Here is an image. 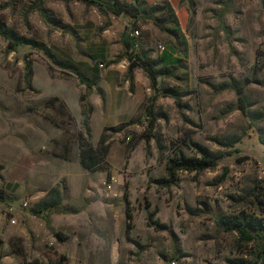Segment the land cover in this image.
Returning <instances> with one entry per match:
<instances>
[{
  "label": "rangeland",
  "instance_id": "obj_1",
  "mask_svg": "<svg viewBox=\"0 0 264 264\" xmlns=\"http://www.w3.org/2000/svg\"><path fill=\"white\" fill-rule=\"evenodd\" d=\"M121 4L144 15L117 17L78 0H0V24L19 43L14 51L0 35L1 160L9 166L17 136L26 152L28 137L35 182L40 191H49L39 198L27 192L29 210L4 209L0 264H80L82 245L93 251L96 239L111 240L113 247H97L92 264H264V254L258 258L262 245H246L217 223L242 213L256 215L264 203V0ZM136 31V50L163 72L158 85L141 69L129 74L123 35ZM229 85L242 87V95ZM163 91H174L178 101ZM151 99L149 123L145 108ZM112 103L123 106L113 111ZM106 127L117 128L105 133L108 171L81 169L80 139L90 131L97 147ZM224 137L239 143L231 148L214 141ZM190 140L224 158L201 172L179 171L175 183L157 181L169 179L167 161L176 151L195 155L185 145ZM8 179L0 177L2 186ZM106 180L113 182L111 191ZM69 181L73 192L79 185H95L97 196H87L114 206L107 223L112 234L104 232L108 240L90 225L85 230L93 236L59 230L45 215L34 227L29 224L27 213L35 202L75 198ZM14 226L26 234H13Z\"/></svg>",
  "mask_w": 264,
  "mask_h": 264
},
{
  "label": "trees",
  "instance_id": "obj_2",
  "mask_svg": "<svg viewBox=\"0 0 264 264\" xmlns=\"http://www.w3.org/2000/svg\"><path fill=\"white\" fill-rule=\"evenodd\" d=\"M86 5H94L101 10H107L111 14L117 17H127L128 19H137L142 13L141 9L137 7H126L121 4V0H102L100 2L96 0H78ZM148 18H151V14L147 15ZM0 35L7 39L13 48L16 51L17 47L19 46L18 42H15L10 35L7 34L5 28L0 24ZM124 45L127 51V56L130 61L129 64V74H132L133 70L141 69L147 75V77L151 80L153 85H158V80L163 74L160 70L157 69V62L150 59L146 54L139 52L136 50V45L134 39L131 38L130 33H124L123 35ZM168 55H164L161 60H166ZM80 80L83 84L86 85L88 91L91 89V86L84 77H80ZM229 88L236 91V93L241 96L243 88L237 87L236 85H229ZM226 88V87H225ZM167 93V96L174 97L176 101V93L174 91H163V93ZM58 100V98H56ZM86 100V95L81 97V101L84 102ZM154 99H151L149 105L145 108V114L149 123L152 120L149 118L152 115V102ZM67 110V109H66ZM87 125V124H86ZM117 128H108L104 129V133L99 139L97 147H94L89 139L90 131L88 137L81 138L79 142V159L80 165L82 168L88 172H95V171H102L107 170V158L110 152V145L108 143V139L106 136V132L109 130H116ZM146 140L149 141L148 136H145ZM219 146L221 147H231L234 148L237 143H239V139L235 137H224L222 139H215L214 140ZM262 144L264 145V139L261 140ZM188 149H192L195 153L194 156H188L182 150H178L174 153L173 156L168 158L167 161V171L169 175V179L162 181L157 180L159 182H166V183H175L176 176L179 171L185 172H201L206 169L214 168L218 165L219 161L224 158V154L222 152H213L208 147L201 145L197 142L192 140L189 143L186 142L185 144ZM135 148V144L132 146L131 150ZM235 152L239 153L238 149ZM3 169L0 166V177L1 170ZM62 198L56 200H49L47 202H43L38 205V209H33V213L37 214L40 211L50 209L53 207L58 206L61 203ZM5 201V193L2 189H0V202ZM262 208L258 214H247L242 213L238 216H233L230 218H221L217 220L219 226L223 227L227 231L236 232L239 237L240 241L244 244L248 245L250 243H256L257 245H262L258 254V258H262L264 254V203L260 201ZM131 214L128 211V217L131 218ZM259 262L256 261L253 264H258Z\"/></svg>",
  "mask_w": 264,
  "mask_h": 264
},
{
  "label": "crops",
  "instance_id": "obj_3",
  "mask_svg": "<svg viewBox=\"0 0 264 264\" xmlns=\"http://www.w3.org/2000/svg\"><path fill=\"white\" fill-rule=\"evenodd\" d=\"M117 95H120V94H117ZM122 106H123L122 103L121 104L112 103V110L119 111L118 109H115V108L122 107ZM106 111H107L106 114L109 117L110 115L108 113L109 110L106 109ZM122 112L123 111L118 112V115H121ZM125 114L121 116V118L124 119ZM126 117H128V115ZM27 138H26L27 148H26V152H24L25 148L22 151V149L19 146L22 142L21 139H19L18 136L16 137V141L14 142L15 150L14 149L12 150L10 161H8L9 166L6 165L1 160L3 157V154L0 153V164H2L4 167L2 175H4V177L7 175H10V179L6 180L4 186H2V184L0 183V189H2L5 193V201L0 202V227L1 225H3V222H4L3 221L4 220V209H6L8 205L19 202V199L20 201H22L23 199H28L26 197V195H28L27 192L30 194L33 193L34 195L37 194L38 196H35V198L44 197L45 195L49 193V191H45V190L40 191L39 185H37V183L35 182V176L38 173L36 170V159H34V150L30 149L29 138L28 139ZM24 156H26V158H24ZM80 167L81 169H83L81 165ZM42 174L44 175V178L47 179L44 172ZM71 181L68 182L67 189L70 190L72 193H74L75 198L72 200L71 199L65 200V198L64 199L62 198L61 203L58 206L40 211L37 214H34L32 211L33 209L37 208L39 205L37 204L38 202H35L36 206L34 205L33 209H31V213L30 212L27 213L29 224L33 225L34 227L37 223L36 222L37 217L45 215L47 222L51 220V223H53V221H55L54 225L55 224L58 225L59 230L64 229V231L65 230L68 231L70 229L71 232L75 233L76 236L84 235L83 231L86 233V235H91L90 231L85 230L86 228L88 229L90 225L91 230L95 231L96 235H98L99 233L100 234L102 233L104 235V236H101L103 238V241L108 240L110 238L109 236L112 234V228L108 227V224H107L108 222L112 223L110 222L111 220L108 218V216L113 215L114 217V214H113L114 206L113 205L108 206L107 204H105V202L97 200V198L95 199V198H90L89 196H87L92 192L95 193V197L97 196V189H95V185H92V184L86 185V186L79 185V188H77L78 190L76 192H73L72 187H71L72 186ZM55 185H56L55 187H57L58 184L55 183ZM84 201H86V203H84ZM95 214L99 216L100 220H97V218L94 216ZM69 216L74 217L73 223H70ZM105 217L108 220H106ZM100 223L102 225H100ZM51 226L53 227V224H51ZM19 231H21L23 235L26 234V231L20 230L18 226L17 227L14 226V228L12 229L13 234H18ZM105 231L111 232V233L109 232L108 237H107V234L104 233ZM63 237L59 236V238L64 242L66 240L63 239ZM95 239L96 238L94 237V240ZM109 242L110 244H106V242H103L101 244L96 239L94 242L91 243V245L94 247L93 251L91 248L89 251H87L86 250L87 246L82 245L84 250L81 253V257L83 258L81 263L82 264L86 263V255H88L89 257H88L87 262L89 264H92L93 263L92 253L97 252V247L104 246L105 248L107 246L110 249L111 247H113L112 245L113 243H111V240ZM116 251L117 249L115 247L114 253H117ZM99 252L100 251H98V253ZM94 264H97V260L94 262Z\"/></svg>",
  "mask_w": 264,
  "mask_h": 264
},
{
  "label": "built area",
  "instance_id": "obj_4",
  "mask_svg": "<svg viewBox=\"0 0 264 264\" xmlns=\"http://www.w3.org/2000/svg\"><path fill=\"white\" fill-rule=\"evenodd\" d=\"M131 38L132 39H135L137 38V36H139V32H134V33H131L130 34ZM157 49L161 52V53H164L165 52V45L162 44L161 42L158 43L157 45ZM103 65L101 64V67ZM261 176L264 177V168H262L261 170ZM113 180V179H112ZM112 180H106L104 182V185L105 187L111 191L112 190ZM31 208V205H30V199H23L22 201L19 202V204L17 206H14L13 204L11 205H8L7 207V212L8 213H14L17 211V209L19 210H29ZM12 224H16L15 220H12ZM171 264H179L176 260L172 261Z\"/></svg>",
  "mask_w": 264,
  "mask_h": 264
},
{
  "label": "water",
  "instance_id": "obj_5",
  "mask_svg": "<svg viewBox=\"0 0 264 264\" xmlns=\"http://www.w3.org/2000/svg\"><path fill=\"white\" fill-rule=\"evenodd\" d=\"M96 1L100 2V1H102V0H96Z\"/></svg>",
  "mask_w": 264,
  "mask_h": 264
},
{
  "label": "bare ground",
  "instance_id": "obj_6",
  "mask_svg": "<svg viewBox=\"0 0 264 264\" xmlns=\"http://www.w3.org/2000/svg\"><path fill=\"white\" fill-rule=\"evenodd\" d=\"M117 252V251H116Z\"/></svg>",
  "mask_w": 264,
  "mask_h": 264
}]
</instances>
